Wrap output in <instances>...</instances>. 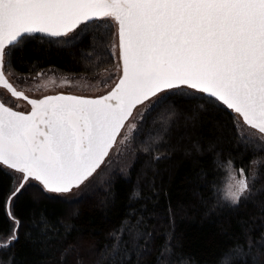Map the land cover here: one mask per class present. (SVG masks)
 <instances>
[{
  "label": "snow or ice",
  "instance_id": "snow-or-ice-1",
  "mask_svg": "<svg viewBox=\"0 0 264 264\" xmlns=\"http://www.w3.org/2000/svg\"><path fill=\"white\" fill-rule=\"evenodd\" d=\"M96 20L114 22L117 38L119 75L106 94L35 99L7 78L12 54L30 38L75 41ZM0 88L31 106L18 111L0 99V169L21 176L5 202L13 228L0 247H10L20 227L11 203L26 185L35 181L55 194L80 188L137 130L132 118L139 106L154 111L189 89L190 99L199 93L230 110L243 142H264V0H0ZM244 128L259 135L247 136ZM221 166L223 198L238 206L257 173L235 170L230 160ZM124 231L133 235L130 227ZM136 251L149 254L147 245ZM166 253L170 246L155 264Z\"/></svg>",
  "mask_w": 264,
  "mask_h": 264
},
{
  "label": "trees",
  "instance_id": "trees-1",
  "mask_svg": "<svg viewBox=\"0 0 264 264\" xmlns=\"http://www.w3.org/2000/svg\"><path fill=\"white\" fill-rule=\"evenodd\" d=\"M114 36V22L99 20L75 41L37 34L12 54L9 71L97 74L115 64ZM192 94L178 90L168 104L148 109L126 167L107 171L103 164L67 194L45 193L30 181L11 203L18 240L0 247V264H155L169 246L161 264H264V150L242 141L230 110ZM160 109L172 115L165 133L150 125ZM229 160L235 170L257 173L238 206L223 198L221 165ZM19 176L0 169V242L12 232L5 202ZM129 227L133 235L124 231ZM136 233L145 235L133 239ZM137 245L149 254L140 258Z\"/></svg>",
  "mask_w": 264,
  "mask_h": 264
},
{
  "label": "rangeland",
  "instance_id": "rangeland-1",
  "mask_svg": "<svg viewBox=\"0 0 264 264\" xmlns=\"http://www.w3.org/2000/svg\"><path fill=\"white\" fill-rule=\"evenodd\" d=\"M116 45L117 38L115 35L113 43L111 44V50L112 54H114L115 64L112 67L105 69L97 74L90 75L86 73H61L54 70H50L40 72L44 73V75L38 78L36 75L22 77L21 75L23 74H16V72L14 71H12L13 75L11 74L9 76L14 77L16 84H18V87L23 88L26 92L36 96H42L43 94L63 90L66 92H75L83 94L85 97H97L103 95L104 93H107L110 90V87L118 79L119 61L118 47H116ZM53 80L55 81V83L52 82ZM65 81H67V83H65ZM5 95L8 101L14 106H22L25 104V101L23 99L11 98L8 92H5ZM148 109L149 107L142 105L139 106L138 109L134 110L132 122L137 124V130L133 132L129 140H127L123 144H118L112 150V152L110 153V157L104 163V165H106L107 171L112 170L116 166L126 167L129 164L131 157L134 153L131 147V141L134 138L135 134L141 131V128H139L141 124L142 126H144V124L146 123L145 113L148 111ZM170 118H172L171 113H162L160 109L158 111V114L156 113L155 118L150 120V125H154L158 131H161V133H165L169 127L168 121L170 120ZM243 131L246 135L250 137L259 135L255 132V130H252L250 128H244ZM162 137L163 136L161 135L160 138ZM149 138L156 139L155 136H149ZM145 142H147V140ZM257 142L264 143L260 140H257ZM20 179L21 176H19V181ZM78 189L79 188H74L73 190L76 191Z\"/></svg>",
  "mask_w": 264,
  "mask_h": 264
},
{
  "label": "flooded vegetation",
  "instance_id": "flooded-vegetation-1",
  "mask_svg": "<svg viewBox=\"0 0 264 264\" xmlns=\"http://www.w3.org/2000/svg\"><path fill=\"white\" fill-rule=\"evenodd\" d=\"M8 78L18 88V90L24 91L25 94L28 95L30 98L39 99V98H43V96H46V95H56V94H60V93L70 94V95L72 94V95L84 96L83 94H79V93H75V92H66V91H63V90L57 91V92H50V93H47V94H43L42 96H36V95H32V94L26 92L23 88L18 87L17 86L18 84H16L14 77L8 76ZM5 92H7V90L0 88V99H3L9 106L14 107V110L23 111V112H29V111H31V106L25 100H24L25 101V104L22 105V106H14V105H12L8 101V99L6 98Z\"/></svg>",
  "mask_w": 264,
  "mask_h": 264
},
{
  "label": "water",
  "instance_id": "water-1",
  "mask_svg": "<svg viewBox=\"0 0 264 264\" xmlns=\"http://www.w3.org/2000/svg\"><path fill=\"white\" fill-rule=\"evenodd\" d=\"M41 35V34H40ZM8 78V77H7ZM9 79V78H8ZM10 80V79H9ZM10 82H12L11 80H10ZM13 83V82H12ZM15 86V85H14ZM104 94H106V93H104ZM103 94V95H104ZM72 95V94H71ZM101 96V95H100ZM83 97H85V96H83ZM97 97H99V96H97ZM88 98H95V97H93V96H88Z\"/></svg>",
  "mask_w": 264,
  "mask_h": 264
}]
</instances>
